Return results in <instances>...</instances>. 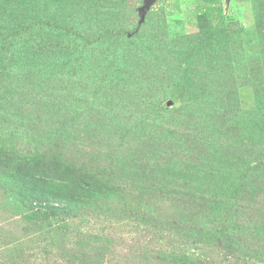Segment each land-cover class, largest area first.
<instances>
[{
  "label": "rangeland",
  "instance_id": "374dc122",
  "mask_svg": "<svg viewBox=\"0 0 264 264\" xmlns=\"http://www.w3.org/2000/svg\"><path fill=\"white\" fill-rule=\"evenodd\" d=\"M0 264H264V0H0Z\"/></svg>",
  "mask_w": 264,
  "mask_h": 264
},
{
  "label": "trees",
  "instance_id": "16d2710c",
  "mask_svg": "<svg viewBox=\"0 0 264 264\" xmlns=\"http://www.w3.org/2000/svg\"><path fill=\"white\" fill-rule=\"evenodd\" d=\"M70 200H71L70 197L63 198V201L60 200L58 202V205H57V208L56 209H58V210L62 209V207L66 206L67 203L70 202ZM44 202L46 203L47 201H44Z\"/></svg>",
  "mask_w": 264,
  "mask_h": 264
}]
</instances>
